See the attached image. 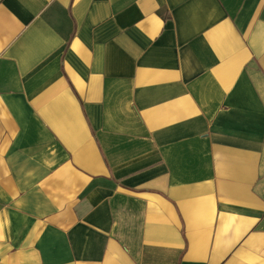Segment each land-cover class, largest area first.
<instances>
[{"label":"crops","instance_id":"crops-1","mask_svg":"<svg viewBox=\"0 0 264 264\" xmlns=\"http://www.w3.org/2000/svg\"><path fill=\"white\" fill-rule=\"evenodd\" d=\"M0 264H264V0H0Z\"/></svg>","mask_w":264,"mask_h":264}]
</instances>
